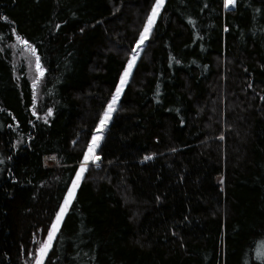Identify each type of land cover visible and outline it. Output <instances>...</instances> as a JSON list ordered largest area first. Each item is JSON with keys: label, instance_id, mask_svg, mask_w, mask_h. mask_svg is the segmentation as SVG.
Masks as SVG:
<instances>
[{"label": "trees", "instance_id": "16d2710c", "mask_svg": "<svg viewBox=\"0 0 264 264\" xmlns=\"http://www.w3.org/2000/svg\"><path fill=\"white\" fill-rule=\"evenodd\" d=\"M156 2L0 0V264L34 259ZM236 10L165 1L44 264H264V0Z\"/></svg>", "mask_w": 264, "mask_h": 264}, {"label": "snow or ice", "instance_id": "6c2138e0", "mask_svg": "<svg viewBox=\"0 0 264 264\" xmlns=\"http://www.w3.org/2000/svg\"><path fill=\"white\" fill-rule=\"evenodd\" d=\"M164 0H157L156 6L153 8L152 15L148 18L147 26L144 29V33L141 35L140 42L137 45V49H140V45L144 43V41L148 38L149 33L151 32V28L155 23V18L159 14V9L163 6ZM235 3V0H226L225 6L228 7L229 5H232ZM16 41L18 45L22 46V51H26L29 53L32 57H35V68L36 71L40 74V76H43V68L40 64V57L36 52L35 47L31 46L29 42L25 39H23L20 36H16ZM139 56V51L135 52V54L132 57V60L129 62L128 69L125 71L123 77L121 78V86L117 88L115 95L112 98L111 103L108 105L107 110L103 114V118L100 120L99 128L97 129L98 133H101L103 129L107 126L108 122L111 120L112 113L116 110V105L119 101L120 94L123 91V86L127 83V78L131 75V68L134 66L135 61L137 57ZM39 84V79H37L33 87L35 88ZM48 115H51V112H49ZM102 139L101 135L94 136L92 139L91 144L88 148V154L84 157V162L81 165L80 172L76 176V180L73 182L72 189L68 193V197L64 202V206L60 209L59 213L57 214L55 218V222L51 226V230L48 234L47 242L43 244L42 247H40V258L37 259L36 264H44V257L47 256L48 250L52 247V241L55 239L56 233L60 229V225L63 220V216L65 215L67 208L71 205L72 200L75 197V190L79 186V181L83 178L84 171L87 170V164L90 159L98 160L99 157H94L92 154L95 151V148L99 146V141Z\"/></svg>", "mask_w": 264, "mask_h": 264}, {"label": "rangeland", "instance_id": "374dc122", "mask_svg": "<svg viewBox=\"0 0 264 264\" xmlns=\"http://www.w3.org/2000/svg\"><path fill=\"white\" fill-rule=\"evenodd\" d=\"M165 1H166V0H164V3H165ZM235 1H236V0H235ZM164 3H163V6H164ZM225 4H226V3H225V0H224V11H225ZM155 6H156V3H155V5H154V7H155ZM163 6L159 9V14H158V15L156 16V18H155V23H156V21H157L159 15H160V13H161V11H162ZM229 7H234V5H233V6H229ZM234 8H235V10H236V7H234ZM152 11H153V10H152ZM236 12H237V10H236ZM151 15H152V12H151L150 16H151ZM150 16H149V17H150ZM224 21H225V16H224ZM147 23H148V21H147ZM147 23H146L145 27L147 26ZM155 23H154V25H155ZM154 25L152 26L151 31H152ZM225 25H229V24L226 23V21H225ZM144 29H145V28H144ZM143 33H144V30H143L142 34H143ZM142 34H141V35H142ZM150 34H151V32L149 33L148 38H149ZM140 38H141V36H140ZM140 38H139V40L137 41V43L135 44L134 52H133V54L131 55V58H130L129 62L132 60V57H133V55L135 54V52L139 51V55H140L141 50H140V49H137V45H138L139 42H140ZM148 38L144 41V43H143L142 45H140V48H141V49H142V48L144 47V45L146 44ZM31 46H32V45H31ZM10 47H11V51H12L13 56H14V63H15V65L17 66V65H19V64L22 63V62L25 63V65H26V67H27V70H28V73H29V75H30V77H31V79H32V81H33V84H34V82H35L37 79H39V84L35 87L37 90H39V89H40V83H41V80H42V78H43V76H44V73H45V70H44V68H43V66H42V64H41V62H40V64H41V66H42V68H43V76H40V74L36 71V68H35V57H32V56H31L29 53H27L26 51H22V46L18 45V43H17V41H16V38H15V42H14ZM138 58H139V56L137 57L134 66L131 68V73H132V71H133V68H134L135 65H136V62H137ZM129 62L127 63V66H126L125 70L123 71L121 78L123 77L125 71L128 69ZM217 73H218V75L224 76L225 68H224V67L219 68V69L217 70ZM129 77H130V76H129ZM129 77L127 78V81H128V79H129ZM126 84H127V83H126ZM126 84L123 86V91H124V88H125ZM120 86H121V79H120V81H119V84H118L117 88L120 87ZM117 88H116V90H117ZM116 90H115V93H116ZM123 91H122V93H123ZM115 93H114V95H115ZM122 93L120 94L119 100H120V98H121ZM114 95H113V96H114ZM113 96H112V98H113ZM112 98H111L109 104L111 103ZM118 102H119V101H118ZM109 104H108V105H109ZM117 104H118V103H117ZM116 106H117V105H116ZM107 107H108V106H107ZM106 110H107V108H106ZM113 115H114V112L112 113L111 120L108 122L107 126L103 129V131H102L101 133H98V132H97V129L99 128V125H100V123H99V125H98V127H97L95 133H94L93 136H92V139H93L94 136H97V135H101V136H102V139L99 141V146L95 148V151H94V153L92 154L94 157H98V156H99V155L97 154V150H98V148L100 147L102 141L104 140L106 130H107V128L109 127L110 123L112 122ZM102 118H103V117H102ZM92 139H91V142H92ZM91 142H90V144H91ZM90 144H89V145H90ZM88 148H89V147H88ZM86 154H88V149H87L85 155H86ZM51 156H55V155H51ZM55 157H56V156H55ZM83 162H84V161H83ZM83 162L80 163L77 174L80 172V168H81V165L83 164ZM58 165H59V164H58V162H57V157H56V165H53V166H47V167H57ZM89 165L100 166V165H101V160L98 161V160H95V159H90L89 162H88V164H87V167H88ZM84 174H85V171H84V173H83V176H84ZM76 176H77V175H76ZM75 180H76V177H75L74 181H75ZM81 180H82V179H81ZM81 180L79 181V185H80V183H81ZM74 181H73V182H74ZM72 185H73V183L71 184V187H70L69 191L72 189ZM78 187H79V186H78ZM77 189H78V188H76V190H75V194H76ZM69 191H68V193H69ZM68 193H67V195H66V197H65V200H66L67 197H68ZM65 200H64V202H65ZM64 202H63L61 208L64 206ZM61 208H60V209H61ZM68 208H69V207H68ZM68 208H67V211H68ZM59 211H60V210H59ZM67 211H66V213H67ZM58 213H59V212H58ZM66 213H65V215H66ZM65 215L63 216V220H64ZM56 216H57V215H56ZM55 218H56V217H55ZM63 220H62V221H63ZM54 222H55V219H54L53 223H54ZM53 223H52V224H53ZM61 224H62V223H61ZM51 226H52V225H51ZM60 226H61V225H60ZM50 230H51V228H50ZM50 230H49V232H50ZM49 232H48V234H49ZM57 234H58V232L56 233V236H57ZM56 236H55V238H56ZM47 238H48V235H47V237L43 240V242H41V243L39 244V246H38V248H37V250H36V255H35L34 259L32 260V262H31V263H27V264H36L37 259L40 258V252H39V249H40V247L43 246L44 243L47 242ZM54 240H55V239H54ZM54 240L52 241V245H53V243H54ZM51 248H52V247H51ZM51 248H50V249H51ZM50 249L48 250L47 255H48ZM46 258H47V256L44 257V262H45Z\"/></svg>", "mask_w": 264, "mask_h": 264}, {"label": "water", "instance_id": "95a60500", "mask_svg": "<svg viewBox=\"0 0 264 264\" xmlns=\"http://www.w3.org/2000/svg\"><path fill=\"white\" fill-rule=\"evenodd\" d=\"M233 5H234V7H236V1H235L234 4L229 5V6H233ZM98 157H99L98 161H100V160H101V156L99 155ZM57 162H58V161H57ZM218 182H219V184L222 185V184L224 183V178H223V177L219 178Z\"/></svg>", "mask_w": 264, "mask_h": 264}]
</instances>
